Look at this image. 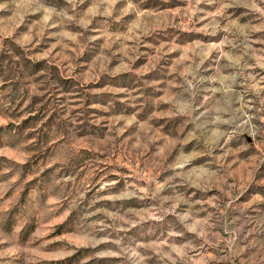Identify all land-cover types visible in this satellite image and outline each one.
I'll use <instances>...</instances> for the list:
<instances>
[{
  "label": "rangeland",
  "instance_id": "rangeland-1",
  "mask_svg": "<svg viewBox=\"0 0 264 264\" xmlns=\"http://www.w3.org/2000/svg\"><path fill=\"white\" fill-rule=\"evenodd\" d=\"M0 264H264V0H0Z\"/></svg>",
  "mask_w": 264,
  "mask_h": 264
}]
</instances>
